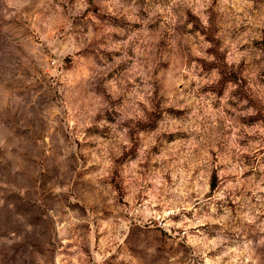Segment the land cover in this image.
<instances>
[{"label":"rangeland","instance_id":"obj_1","mask_svg":"<svg viewBox=\"0 0 264 264\" xmlns=\"http://www.w3.org/2000/svg\"><path fill=\"white\" fill-rule=\"evenodd\" d=\"M0 264H264V0H0Z\"/></svg>","mask_w":264,"mask_h":264}]
</instances>
